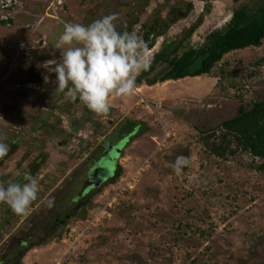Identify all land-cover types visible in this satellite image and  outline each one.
I'll return each instance as SVG.
<instances>
[{
  "label": "rangeland",
  "instance_id": "obj_1",
  "mask_svg": "<svg viewBox=\"0 0 264 264\" xmlns=\"http://www.w3.org/2000/svg\"><path fill=\"white\" fill-rule=\"evenodd\" d=\"M261 1L0 0V20L11 21L0 26V137L14 138L22 107L41 94L44 100L57 94L55 74L42 65L62 58L56 43L64 22L87 25L118 13V31L131 27L143 37L154 29L148 41L153 59L163 43L176 44L199 18L189 47L223 29L234 9H253ZM164 70L158 65L152 76ZM141 86L110 97L107 116L90 110L83 115L79 99L59 102L61 109L46 114L52 129L38 139L24 137L0 157V183H23L26 174L40 183L26 214L0 205V264H264L262 161L239 149L217 158L202 140L240 105L249 110L252 102L264 101V41L226 54L209 75ZM81 115L88 120H75ZM135 124L138 129L131 128ZM119 129L121 136H111L113 161L105 177H113L114 160L119 176L69 211L66 198L79 190V166L101 151L98 144L109 131ZM181 155L189 164L177 174L173 165ZM39 158L44 162L38 166ZM57 209L69 211L63 226L53 224L64 216L53 215Z\"/></svg>",
  "mask_w": 264,
  "mask_h": 264
},
{
  "label": "clouds",
  "instance_id": "obj_2",
  "mask_svg": "<svg viewBox=\"0 0 264 264\" xmlns=\"http://www.w3.org/2000/svg\"><path fill=\"white\" fill-rule=\"evenodd\" d=\"M118 13L105 15L90 24L63 23L56 48L63 49L62 58L46 61L42 67L55 74L57 93L69 99H79L91 112L107 116L109 98L128 96L136 87L137 77L152 63L148 45L135 32L118 31ZM45 81L48 77L45 76ZM9 151V145L0 137V157ZM189 164L185 156H177L174 170L181 173ZM23 183L0 184V203L7 204L17 215L27 213L38 199L39 181L25 175ZM52 206L51 199L46 201Z\"/></svg>",
  "mask_w": 264,
  "mask_h": 264
},
{
  "label": "trees",
  "instance_id": "obj_3",
  "mask_svg": "<svg viewBox=\"0 0 264 264\" xmlns=\"http://www.w3.org/2000/svg\"><path fill=\"white\" fill-rule=\"evenodd\" d=\"M200 21L201 18L176 44L173 41L171 44L167 42L162 44L154 55L150 68L137 77L136 88L142 84L153 86L167 81L209 75L226 54L247 48H259L264 41V0L253 9L246 6L234 9L223 29L210 33L199 47H189L187 43ZM6 23L11 21L0 20V26ZM127 31L130 32L131 27ZM153 31V28L145 31L142 37L148 45V50L153 47V41L148 43L149 39H152ZM158 65H164L165 70L154 77L152 75ZM131 127L138 129L139 125ZM216 131L219 132L217 136ZM202 140L205 148L215 157L226 159L227 155H234L239 149L253 159L261 160L262 163L257 170L264 171V101L252 102L249 110L240 105L233 118L222 122ZM232 144L233 150L230 148ZM119 174L120 170L117 167L115 176L109 183L115 182Z\"/></svg>",
  "mask_w": 264,
  "mask_h": 264
},
{
  "label": "flooded vegetation",
  "instance_id": "obj_4",
  "mask_svg": "<svg viewBox=\"0 0 264 264\" xmlns=\"http://www.w3.org/2000/svg\"><path fill=\"white\" fill-rule=\"evenodd\" d=\"M63 95L64 94L62 93H57V94L54 93V95L51 96L50 100L47 99L44 100L46 95L41 94V96H39L38 98L36 97L34 100H32L28 104L29 106L26 105V107H22L24 111L20 113V117L15 121V124L13 125V127L15 128L14 138L9 142L8 141L5 142L9 145L8 152H12V150H14L17 147V145H19V143L24 139V137L26 138L27 136H29L32 139H38L40 133L43 134V132L47 131V129L48 130L52 129V126L49 124V121H47L49 117L46 114L48 113L51 116V114L53 113L52 111L56 106L58 109H61L58 106V103L61 101L64 103L67 102V104L69 103L70 99L66 95H64L65 98H63L64 97ZM79 103L81 104L82 102L79 100ZM81 108L83 115H87L89 113L88 111L89 109H87L85 106H82ZM83 115L77 117V119L75 120H82V119L88 120V117L85 116L83 117ZM21 122H24L23 123L24 125H21L20 124ZM76 127H77L76 125L75 126L73 124L71 125L72 130ZM112 134H114L116 138V136L118 135L121 136L123 133L120 132V129L114 132L109 131V133L102 138L101 144H98L101 151H98V153L97 151L96 152L94 151L97 155L95 156V153L91 154V157L90 158L87 157L85 159V163L79 166L78 170L82 179L80 180V182H76L77 185L79 186V190L76 196L66 198L68 203L67 205L69 206L67 207V209H69V211L74 206L77 207V209L80 205L84 206L86 202H88L91 199V195L97 189L101 188L104 184L108 183L110 180L114 178L115 171L117 169V165H116L117 161L115 160H114L115 171L113 177L110 178L105 177L106 176L105 172L109 168L108 164L111 160L113 161L112 157L109 155V153L114 149L113 140H111ZM121 151L122 150L118 149L117 153L120 154ZM8 152L5 156H3V158H6V156L9 154ZM102 153H104V155ZM37 161L35 162V164L39 166L38 163H43L44 158H39V160ZM37 165L36 167H38ZM101 176L103 177L101 178ZM73 179L75 183V177ZM1 180L2 182L0 184L6 186L7 184L5 178H2ZM0 205H4V204L0 203ZM69 211L66 210L65 212H62V209L59 210L57 209V214L53 213V215L55 214V215H64V216L61 217V219H57V218L53 219V224L55 225L57 224L58 226H63L69 218V214H67ZM74 214L75 213H72V216ZM27 244H28L27 242H21L20 247H25Z\"/></svg>",
  "mask_w": 264,
  "mask_h": 264
},
{
  "label": "crops",
  "instance_id": "obj_5",
  "mask_svg": "<svg viewBox=\"0 0 264 264\" xmlns=\"http://www.w3.org/2000/svg\"><path fill=\"white\" fill-rule=\"evenodd\" d=\"M186 79V78H185ZM170 81H167V82H165V83H162V85H165V84H168ZM172 82V81H171ZM142 88H144V86H140L139 88H135V90H141ZM147 88H151V87H147ZM109 99H111V98H109Z\"/></svg>",
  "mask_w": 264,
  "mask_h": 264
},
{
  "label": "water",
  "instance_id": "obj_6",
  "mask_svg": "<svg viewBox=\"0 0 264 264\" xmlns=\"http://www.w3.org/2000/svg\"><path fill=\"white\" fill-rule=\"evenodd\" d=\"M103 176H101V178H102Z\"/></svg>",
  "mask_w": 264,
  "mask_h": 264
}]
</instances>
